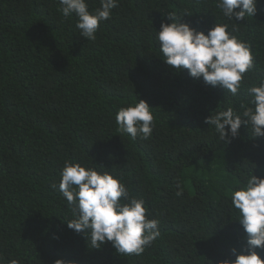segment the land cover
I'll return each instance as SVG.
<instances>
[{
	"label": "trees",
	"instance_id": "1",
	"mask_svg": "<svg viewBox=\"0 0 264 264\" xmlns=\"http://www.w3.org/2000/svg\"><path fill=\"white\" fill-rule=\"evenodd\" d=\"M0 264H264V0H0Z\"/></svg>",
	"mask_w": 264,
	"mask_h": 264
}]
</instances>
